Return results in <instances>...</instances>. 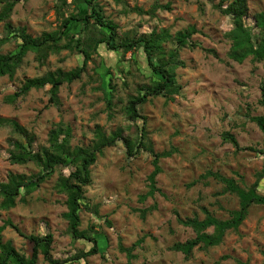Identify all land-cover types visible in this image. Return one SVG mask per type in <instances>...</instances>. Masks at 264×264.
<instances>
[{
    "label": "rangeland",
    "instance_id": "obj_1",
    "mask_svg": "<svg viewBox=\"0 0 264 264\" xmlns=\"http://www.w3.org/2000/svg\"><path fill=\"white\" fill-rule=\"evenodd\" d=\"M224 1V2H223ZM231 0H97L104 19L117 23V38L148 36L151 32L168 31L171 35L194 26L195 47L179 51L176 72L182 85L174 99L162 95L152 97L139 106L147 116V144L155 151L172 150L161 159L162 171L157 176V191L149 190L148 177L154 170L152 152L139 148L130 155L123 140L108 147L92 166L93 183L86 187L89 209L81 212V229L96 231L103 252L70 264H264V205L255 204L237 230H228L216 246L194 249L187 259L172 245L196 236L194 229L181 220L206 211L218 218L230 217L239 207L235 194H220L224 184L210 172L235 179L242 186L257 180L263 166L264 133L253 116L264 115L259 103L264 81V63L248 57L238 62L229 57L231 40L228 33L235 27L233 16L225 14ZM83 0H68L61 10V0H27L17 4L11 21L17 32L40 36L59 29L63 19L81 11ZM170 5V8H163ZM264 11V0H249L245 25L259 37L254 15ZM76 23V22H74ZM75 24L73 30H78ZM8 31L0 22V39ZM13 38L0 45V52L16 48ZM176 47V39L165 43ZM82 63L78 52L62 50L40 63L29 52L14 77L0 75V184L9 173L35 175L39 166L29 161L14 163L10 159L12 141L21 136L11 120L25 126L35 135L33 147L47 144L50 130L58 123L68 124L73 145H89L96 126L110 134L119 127L124 136L133 140L139 131L125 112V106L141 85L151 82L150 71L142 49L128 51L124 56L116 51L94 54L81 79L65 82L58 100L51 99L50 85L33 88L16 95L27 78L61 68L71 70ZM109 67V68H108ZM113 83L114 109L110 115L106 92ZM226 133L238 140L237 147ZM59 167L47 181L38 184L30 194L10 209L0 207V227L12 221L26 235L51 233L54 237L52 257L67 259L90 248V242L74 238L68 221L66 196L55 189ZM264 193V181L259 186ZM145 212V213H144ZM210 232L212 228L208 229ZM2 241H10L20 252L28 249V239L10 225L0 232ZM133 257L120 249L131 247ZM104 242V244H103ZM37 264H50L42 253Z\"/></svg>",
    "mask_w": 264,
    "mask_h": 264
},
{
    "label": "trees",
    "instance_id": "obj_2",
    "mask_svg": "<svg viewBox=\"0 0 264 264\" xmlns=\"http://www.w3.org/2000/svg\"><path fill=\"white\" fill-rule=\"evenodd\" d=\"M27 0H0V22L8 31V35L0 39V45L11 39L16 40V48L8 53L0 52V75L14 77L18 68L23 63L29 52L35 54L40 63H44L51 54L60 53L62 50L78 52L82 56V63L75 68L65 71L61 68L48 70L44 74L27 78L16 95L28 93L33 88H44L50 85L51 99L58 100L60 87L65 83H72L81 79L87 71L89 62L94 54L101 51H116L124 56L128 51L142 49L145 53L150 71V84L141 85L138 93L132 95L126 106L125 112L134 121L138 128L139 136L133 140L124 136V128L119 127L110 134H107L101 126H96L94 139L89 145H73L72 130L68 124L58 123L48 135L47 144L40 145L38 149L33 147L35 135L15 120H11L13 128L21 136L20 139L12 141L10 159L14 163L35 162L39 166L38 172L29 177L9 173L6 181L0 184V207L10 209L17 205V201L30 194L36 185L50 179L59 167L70 169L68 174L60 171L55 183V189L66 196L65 203L67 211L63 216L68 221L69 231L74 238L90 242V248L67 259H54L52 257V244L54 237L51 233L45 235L23 233L12 221H7L0 227V232L5 226L10 225L20 234L28 239L26 252L17 250L10 241L3 242L0 235V264H37L39 255L42 253L50 264H70L74 261L86 259L90 255L103 252L104 246L100 244L97 233L93 230L81 229V212L90 208V202L86 197V187L93 183L92 166L97 162L98 157L108 147L117 144L119 139L123 140L130 155H135L139 148L152 152L154 170L150 173L149 190L147 196H153L159 188L157 187V176L162 171L161 159L173 154L172 150L155 151L152 144H147V116L143 115L139 106L145 104L152 97L162 95L168 99H174L182 89L178 81L177 68L182 65L179 60L180 49L190 46L195 47L196 43L191 39L197 32L196 27L191 26L171 35L168 31H153L148 36L133 38H117V23L113 20L104 19L102 6L97 0H83L81 11L72 13L65 17L59 29L51 32H43L40 36H33L25 31L17 32L11 21L14 8L17 4ZM224 2V1H223ZM68 4V0H61L59 10ZM222 11L233 16L235 27L229 31L228 37L231 40L229 57L243 62L248 57L255 61L264 63V11L254 15V26L257 28L259 37L254 40L252 29L245 25L244 19L249 14V0H231L225 8L222 3L218 5ZM163 8H170V5H163ZM76 22V23H74ZM79 24L78 30H73L74 25ZM176 39V47L165 46V43ZM109 68V67H108ZM114 84L109 82L110 90L106 92L107 107L110 115L114 109ZM259 103L264 107V81L261 85V98ZM252 119L258 124L264 133V115L253 116ZM226 139H230L237 147L238 140L231 133H226ZM264 157V149H260ZM207 176H213L224 184L220 194L232 193L239 199V207L230 212L226 219L218 218L206 211V217L200 219L198 216L181 220L185 225L191 226L196 236L185 241H178L172 245L176 251L185 254L189 259L196 247L208 248L219 245L228 230H237L243 221L248 217L250 209L255 204L264 205V193L259 186L264 181V159L262 169L257 173V180L250 186H242L235 179L226 177L216 172H210ZM145 213V212H144ZM212 228L210 232L208 229ZM143 239H139L131 247L120 244V249L133 257L132 251ZM104 244V242H103ZM218 264V263H216Z\"/></svg>",
    "mask_w": 264,
    "mask_h": 264
}]
</instances>
